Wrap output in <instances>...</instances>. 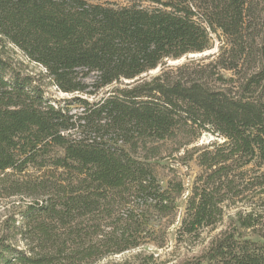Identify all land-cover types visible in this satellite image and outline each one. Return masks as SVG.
I'll list each match as a JSON object with an SVG mask.
<instances>
[{"label":"trees","instance_id":"16d2710c","mask_svg":"<svg viewBox=\"0 0 264 264\" xmlns=\"http://www.w3.org/2000/svg\"><path fill=\"white\" fill-rule=\"evenodd\" d=\"M127 1L0 0V201L33 198L18 204L21 219L1 222L0 264H95L161 239L184 191L158 176L170 140L179 151L204 132L223 138L185 152L202 172L180 241L201 240L231 202L264 193V0ZM213 34L215 53L141 77L213 48ZM15 49L74 95L49 99ZM263 221L264 209L240 208L169 264H264Z\"/></svg>","mask_w":264,"mask_h":264},{"label":"rangeland","instance_id":"374dc122","mask_svg":"<svg viewBox=\"0 0 264 264\" xmlns=\"http://www.w3.org/2000/svg\"><path fill=\"white\" fill-rule=\"evenodd\" d=\"M91 2H109L114 4H127L129 1L127 0H89ZM216 36V37H215ZM214 38V46L213 48L208 50V54H204L200 52L197 53H189L179 59L168 58L165 59L162 64H160L157 68L150 70L146 73V75H141V77H151L153 75L158 74L164 67H176L190 59H197L201 57L208 56L212 53H215L219 47V39L216 34H213ZM223 38V37H222ZM16 60H18L20 66L24 68L27 72L37 74L39 78H41V83L44 84L47 96L49 99L57 101L59 100L62 103H65L66 99H69L74 94L68 93L60 90L54 83L50 81V77L45 76V69L42 65L31 61L27 58L20 50L15 49L14 52H9ZM227 76H230L231 72L225 71ZM139 78V77H138ZM88 97L90 100L96 99L94 96L89 97L88 95H83ZM73 112H79L80 107L78 105L73 104L71 107ZM218 139V141H223V138L218 137L210 132H204L196 141L189 144L188 146L182 148L177 151L175 148V144L173 141H169L164 145L163 150V159L162 166H159L157 169L159 179L161 180L164 186L167 185V181L173 180L178 181L181 180L184 184V191L181 196L178 197L177 203L179 204L178 214L176 215V221L174 222V217H166L163 220L164 224V234H162L161 239L154 240L149 243H145L140 247L127 250L122 253H116L109 255L107 257L102 258L95 264H120L121 262H129L130 264H138L139 259L141 258L145 261L147 259V263L145 264H169L177 259L195 254L199 252V250L203 247V245L207 242V240L214 234L218 233L221 229L225 228L226 221L240 208L248 209L249 204L255 205L257 208L264 209V193L261 196H256L254 193L246 194L245 199L243 201L237 200L236 203H230L225 207L226 215L223 221L219 222L214 228L207 227L203 233V238L201 240H193L190 241L186 237L180 241L176 236V227L178 226V222L180 217L183 215L186 204H187V196L189 191L191 190L196 178L202 172V166H200L197 153L193 155H189L185 157L187 154L186 150H193L194 147H203L205 145H209L212 141ZM250 168H253V164L249 165ZM264 171V166L261 168ZM33 198L27 197L25 195H12L0 201V234H1V222L7 215H13L21 219L20 214L18 213L21 208H18L19 203H29ZM256 202V203H251ZM248 205V206H247ZM261 229L264 230V221L261 224ZM17 246L19 248H24L25 244L23 241H17ZM140 257L137 258V256ZM146 256H151V259L144 258Z\"/></svg>","mask_w":264,"mask_h":264},{"label":"water","instance_id":"95a60500","mask_svg":"<svg viewBox=\"0 0 264 264\" xmlns=\"http://www.w3.org/2000/svg\"><path fill=\"white\" fill-rule=\"evenodd\" d=\"M203 53H204V54H208V50L204 51ZM192 54H194V53H192ZM197 54H200V53H197ZM146 73H147V72H146ZM146 73H144V74H142V75H146ZM135 79H138V77H136ZM135 79H131V80L126 79L125 81H126V82H133Z\"/></svg>","mask_w":264,"mask_h":264}]
</instances>
